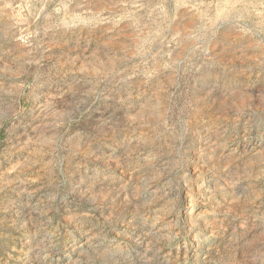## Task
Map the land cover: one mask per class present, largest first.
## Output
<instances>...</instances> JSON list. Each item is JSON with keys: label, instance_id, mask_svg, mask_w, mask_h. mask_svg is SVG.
<instances>
[{"label": "rangeland", "instance_id": "374dc122", "mask_svg": "<svg viewBox=\"0 0 264 264\" xmlns=\"http://www.w3.org/2000/svg\"><path fill=\"white\" fill-rule=\"evenodd\" d=\"M0 264H264V0H0Z\"/></svg>", "mask_w": 264, "mask_h": 264}, {"label": "trees", "instance_id": "16d2710c", "mask_svg": "<svg viewBox=\"0 0 264 264\" xmlns=\"http://www.w3.org/2000/svg\"><path fill=\"white\" fill-rule=\"evenodd\" d=\"M0 136H2V131H0Z\"/></svg>", "mask_w": 264, "mask_h": 264}]
</instances>
